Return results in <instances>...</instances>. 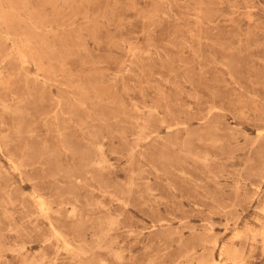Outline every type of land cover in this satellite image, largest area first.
<instances>
[{
  "label": "rangeland",
  "instance_id": "rangeland-1",
  "mask_svg": "<svg viewBox=\"0 0 264 264\" xmlns=\"http://www.w3.org/2000/svg\"><path fill=\"white\" fill-rule=\"evenodd\" d=\"M0 75V264H264V0H0Z\"/></svg>",
  "mask_w": 264,
  "mask_h": 264
},
{
  "label": "bare ground",
  "instance_id": "bare-ground-1",
  "mask_svg": "<svg viewBox=\"0 0 264 264\" xmlns=\"http://www.w3.org/2000/svg\"><path fill=\"white\" fill-rule=\"evenodd\" d=\"M10 1H11V0H10ZM27 4H28V3H27ZM22 6H23V5H22ZM26 7H27V6H26ZM18 10H19V9H18ZM20 10L22 11V9H20ZM26 10H27V9H26ZM4 17H5V16H4ZM5 30H6V29H5ZM5 33H6V32H5ZM6 34H7V33H6ZM3 35H4V34H3ZM6 38H7V37H6ZM22 38H24V37H22ZM24 39H25V38H24ZM7 40H8V39H7ZM31 40H32V39H31ZM6 42H7V41H6ZM25 42H26V41H25ZM30 42H31V41H30ZM27 43H29V41H27ZM23 44H24V43H23ZM25 44H26V43H25ZM31 44H32V43H31ZM35 44H37V43H35ZM20 45H21V43H20ZM32 45H34V44H32ZM37 45H38V44H37ZM28 46H29V44H28ZM28 46H27V47H28ZM38 46H39V45H38ZM15 47H17V46H15ZM21 47H22V46H20V48H21ZM11 49H12V48H11ZM21 49L23 50L24 48L22 47ZM17 50L20 51L19 48L16 49V51H17ZM18 51H17V52H18ZM17 52H16V53H17ZM25 52H26V51H25ZM33 52H34V51H33ZM18 53H19V52H18ZM18 53H17V55H18ZM24 54H26V53H24ZM24 54H22V55H24ZM30 54H31V53H30ZM36 54H37V53H36ZM10 55H11V54H10ZM17 55H16V56H17ZM37 55H38V54H37ZM20 56H21V53H20ZM20 56H19V57H20ZM39 56H40V55H39ZM7 57H8V56H7ZM21 57L23 58V56H21ZM24 59L26 60V58H24ZM19 60H20V59H19ZM22 60H23V59H21V62H20L21 64H23ZM23 61H24V60H23ZM32 61H33V60H32ZM39 61H40V60H39ZM24 62H26V61H24ZM33 62H34V61H33ZM24 65H25V64H24ZM37 68H38V67H37ZM40 68H41V67L38 68V71H39ZM40 70H41V69H40ZM39 73H41V72H39ZM42 73H43V70H42ZM0 77H1V75H0ZM3 149H4V148H3ZM7 157H8V156H7ZM8 164H9V163H8ZM11 166H12V165H11ZM14 166H15V165H14ZM40 199H41V198H40ZM41 200H42V199H41ZM41 200H40L39 203H41ZM44 202H45V201H44ZM37 204H38V203H37ZM42 205L44 206V204H42ZM42 205L39 204V206H42ZM43 206H42V207H43ZM38 208H40V207H38ZM44 208H45V207H44ZM44 210H45V209H44ZM40 212H41V211H40ZM45 212H46V211H45ZM46 213H47V212H46ZM42 214H43V213H42ZM47 215H49V214H47ZM111 217H112V216H111ZM44 218H45V217H44ZM46 219H47V218H46ZM112 219H115V218L113 217ZM48 221H49V220H48ZM113 221H115V220H113ZM113 221H112V222H113ZM108 222H109V221H108ZM113 223L115 224V222H113ZM111 224H112V223H111ZM111 224H110V225H111ZM114 224H113V226H114ZM49 225H51V224H49ZM51 226H52V225H51ZM113 226H112V227H113ZM108 228H109V226H108ZM54 229H55V228H54ZM57 234H58V233H57ZM106 234H107V233H106ZM108 234H109V233H108ZM60 235H62V234H60ZM103 235H104V234H103ZM54 236H55V235H54ZM64 240H65V239H64ZM114 242H115V241H114ZM216 242H217V241H216ZM110 244H111V243H110ZM97 245H98V244H97ZM215 245H216V244H215ZM65 246H66V244H65ZM97 247H98V246H97ZM64 249H65V248H64ZM65 251H66V250H65ZM113 252H114V251H112V253H113ZM77 253H78V252H77ZM225 253H226V252H225ZM115 255H116V254H115ZM223 255H224V254H223ZM115 258H116V257H115ZM116 259H117V258H116ZM29 261H30V260H29ZM29 261H28V262H29ZM31 262H32V260H31ZM36 263H37V262H36ZM212 263H213V262H212ZM216 263H217V262H216ZM216 263H213V264H216ZM38 264H39V263H38ZM203 264H204V263H203ZM207 264H209V263H207Z\"/></svg>",
  "mask_w": 264,
  "mask_h": 264
}]
</instances>
